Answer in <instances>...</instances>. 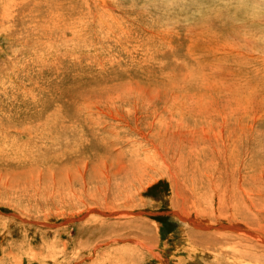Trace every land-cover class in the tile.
I'll use <instances>...</instances> for the list:
<instances>
[{"label":"rangeland","instance_id":"rangeland-1","mask_svg":"<svg viewBox=\"0 0 264 264\" xmlns=\"http://www.w3.org/2000/svg\"><path fill=\"white\" fill-rule=\"evenodd\" d=\"M238 181L264 195V0H0V264H254L215 235Z\"/></svg>","mask_w":264,"mask_h":264},{"label":"bare ground","instance_id":"bare-ground-1","mask_svg":"<svg viewBox=\"0 0 264 264\" xmlns=\"http://www.w3.org/2000/svg\"><path fill=\"white\" fill-rule=\"evenodd\" d=\"M240 165V164H239ZM238 169H239V167H237ZM262 168H263V166H262ZM258 169H259V167H258ZM241 170V169H240ZM239 171V170H238ZM240 172H242V171H240ZM262 173V172H261ZM238 174V173H237ZM242 175H244V173H242ZM258 175V174H257ZM234 176V175H233ZM243 180V179H242ZM245 180V179H244ZM243 182V181H242ZM243 192V193H245V196L244 197H242L241 198V200L243 201V203H245V204H248V206H246L245 204H244V206H245V211H246V214H248V215H246V216H248L247 218H249V219H251V221H248V220H243V219H238V218H234V217H236V216H228L226 213H224V215H222L224 218V220H220L219 222H221V221H224L225 223L227 222V223H230L231 225L233 224L234 225V227L236 228V230H239L240 232H238L239 233V235H237V234H230V232H228V231H226L225 233H221V232H218V233H215V235L216 236H220V237H224L223 238V242H221L218 238V240H219V244L221 243V244H227L226 242V237H228V238H230V237H232L236 242L234 243V244H232V245H230L229 246V251H230V255H228V256H230V258H232V259H235V260H237V261H239V260H250L251 261V263H254V264H264V221H262V220H264V217H262V216H264V206H261V207H259V206H255V205H253V203H254V201H256V200H258V197L259 198H263L264 197V195H260V192L258 191V190H256V189H254V190H251V194H248V193H246V189L244 188V187H242L241 186V184H240V182L238 181L237 183H236V186L234 187V195L236 196V193L238 194L239 192ZM91 206V205H90ZM238 209V208H237ZM236 209V210H237ZM87 210V209H86ZM91 210V209H90ZM132 211V210H131ZM87 213V212H86ZM123 214V213H122ZM126 214V213H125ZM123 216H125V215H123ZM238 217V216H237ZM79 218V217H78ZM134 218V217H133ZM141 218V217H140ZM201 218V217H200ZM203 218V217H202ZM201 218V219H202ZM204 218H207V217H204ZM262 220H261V219ZM68 219V218H67ZM221 219V218H220ZM24 220V219H23ZM107 220V219H106ZM122 220V219H121ZM195 220V219H194ZM209 220V219H208ZM216 220V219H215ZM117 221V220H116ZM124 221V220H123ZM196 221V220H195ZM218 221V220H217ZM101 222V221H100ZM108 222V221H107ZM118 222V221H117ZM204 222H206V221H204ZM209 222V221H208ZM53 223V222H52ZM120 223V222H119ZM125 223V222H124ZM203 223V222H202ZM210 223V222H209ZM213 223H214V221H213ZM226 223V224H227ZM105 224V223H104ZM46 225V224H45ZM197 225V224H196ZM230 225V226H231ZM158 226V225H157ZM220 226H222V228H223V225H220ZM228 226V225H227ZM52 227V226H51ZM97 227V226H96ZM200 227V226H199ZM155 228V227H154ZM181 228H183V229H185L186 227L184 226V225H181ZM188 228V227H187ZM234 228V229H235ZM231 229V228H230ZM61 230V229H60ZM181 231H183V230H181ZM189 231H190V233H189ZM189 231H188V233L191 235V236H193L194 234L196 235V237L198 236V237H201V238H198V241H200V242H205V238H207V233L206 234H203V233H200V232H197V231H193V230H191V229H189ZM193 234V235H192ZM142 235V234H141ZM189 235V236H190ZM189 236L187 237V238H189ZM190 236V237H191ZM215 236V237H216ZM146 237V236H145ZM202 237H205V238H202ZM197 238H195V241H196V239ZM210 238H211V236H210ZM111 239H113V238H111ZM207 240H209V239H207ZM218 240H216L217 242H218ZM232 240V239H231ZM60 241V240H59ZM211 241V240H210ZM215 241V242H216ZM229 241V240H228ZM199 242V243H200ZM207 242V241H206ZM214 242V243H215ZM55 243V242H54ZM105 243V242H104ZM115 243V242H114ZM187 243V242H186ZM192 243H194V242H192ZM209 243H211V242H209ZM184 244V243H183ZM197 244H198V242H197ZM201 244V243H200ZM220 244V245H221ZM202 245V244H201ZM208 245V244H207ZM217 245V244H216ZM222 245V246H223ZM228 245V244H227ZM93 246V245H92ZM221 246V247H222ZM138 247V246H137ZM110 248V247H109ZM136 248V247H135ZM224 248H226V247H224ZM29 249V248H28ZM52 249H53V247H52ZM129 249H130V247H129ZM132 249V248H131ZM137 249V248H136ZM10 250H11V248H10ZM54 250V249H53ZM181 250V249H180ZM133 251H135V249H133ZM137 251V250H136ZM59 252V251H58ZM123 252H124V250H123ZM195 252V251H194ZM118 253V252H117ZM120 253V252H119ZM125 253V252H124ZM129 253H130V251H129ZM140 253H141V251H140ZM140 253H138V254H140ZM28 254V253H27ZM31 254V253H30ZM136 254V253H135ZM134 254V255H135ZM223 254H225V253H218L217 255V258L218 257H222L223 256ZM57 255V254H56ZM126 255V254H125ZM226 255V254H225ZM119 257H120V255H118ZM140 256V255H139ZM138 256V257H139ZM51 257V256H50ZM60 257V256H59ZM131 257V256H130ZM212 258H216V256L214 255H212L211 256ZM31 258V257H30ZM58 258V257H57ZM121 258V257H120ZM123 258H124V256H123ZM53 259V258H52ZM138 259V258H137ZM140 259V258H139ZM193 259V258H192ZM198 259V258H197ZM196 259V260H197ZM57 260V259H56ZM72 260V259H71ZM122 260H124V259H122ZM121 260V261H122ZM127 260V259H126ZM220 260V259H219ZM54 261V259L52 260V262ZM59 261V260H58ZM68 261V260H67ZM247 261V262H248ZM249 261V262H250ZM55 262V261H54ZM53 262V263H54ZM127 262V261H126ZM189 262V261H188ZM201 262H203V261H201ZM45 263H47V262H45ZM58 262L56 261V263L55 264H57ZM70 263V262H69ZM192 263V262H191ZM194 263V262H193ZM48 264V263H47ZM64 264V263H63ZM108 264V263H107ZM195 264V263H194ZM199 264H201V263H199Z\"/></svg>","mask_w":264,"mask_h":264}]
</instances>
